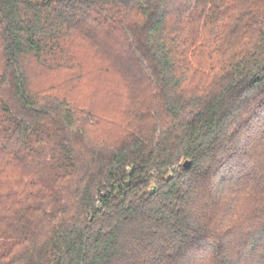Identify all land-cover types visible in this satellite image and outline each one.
<instances>
[{"label": "trees", "instance_id": "16d2710c", "mask_svg": "<svg viewBox=\"0 0 264 264\" xmlns=\"http://www.w3.org/2000/svg\"><path fill=\"white\" fill-rule=\"evenodd\" d=\"M0 264H264V0H0Z\"/></svg>", "mask_w": 264, "mask_h": 264}, {"label": "rangeland", "instance_id": "374dc122", "mask_svg": "<svg viewBox=\"0 0 264 264\" xmlns=\"http://www.w3.org/2000/svg\"><path fill=\"white\" fill-rule=\"evenodd\" d=\"M82 60L87 62V72L90 74H94V64L92 63L91 58L89 59L88 57H82ZM95 75V74H94ZM90 77L86 83L83 85V89H84V93L89 94L88 98L91 99L93 96V93L96 95L98 89L100 91V87L102 86V83L98 80L97 77L95 76ZM45 81H47V83H50L52 85H54L55 82L58 81V79L55 76L52 75H48L45 77ZM101 106H103V102L99 99V97L93 102V108L94 109H100Z\"/></svg>", "mask_w": 264, "mask_h": 264}]
</instances>
